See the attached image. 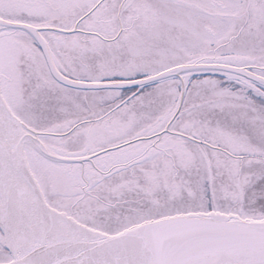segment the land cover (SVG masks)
<instances>
[{
  "label": "snow or ice",
  "instance_id": "1",
  "mask_svg": "<svg viewBox=\"0 0 264 264\" xmlns=\"http://www.w3.org/2000/svg\"><path fill=\"white\" fill-rule=\"evenodd\" d=\"M0 264H264V0H0Z\"/></svg>",
  "mask_w": 264,
  "mask_h": 264
}]
</instances>
